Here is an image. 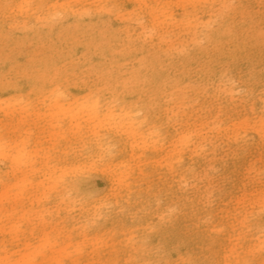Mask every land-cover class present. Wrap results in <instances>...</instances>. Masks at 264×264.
<instances>
[{"label":"rangeland","instance_id":"1","mask_svg":"<svg viewBox=\"0 0 264 264\" xmlns=\"http://www.w3.org/2000/svg\"><path fill=\"white\" fill-rule=\"evenodd\" d=\"M50 1L0 0L5 18L24 27L22 37L45 21ZM56 1L69 6L75 22L55 37L79 52L75 69L62 63L70 85L60 81L54 93L50 82L0 78V154L9 155L0 157V263L264 264V142L246 125L233 126L264 113V62L241 67L243 76L228 70L223 82L200 83L192 70L177 86L148 73L134 88L142 97L133 106L119 96L109 104L99 76L125 78L144 53L153 58L145 47L158 48L154 32L140 40L141 25L152 11L169 19L175 7L166 9L168 0ZM99 2L130 17L92 12ZM226 16L264 38V0H234ZM6 41L0 46L14 54L26 52L18 44L33 46ZM85 44L97 55L76 48ZM191 50L173 57L183 60ZM200 109L212 110L222 129L204 126L196 153L183 148L176 156L170 141ZM131 125L145 141L138 147ZM17 149L25 165L12 164Z\"/></svg>","mask_w":264,"mask_h":264},{"label":"bare ground","instance_id":"2","mask_svg":"<svg viewBox=\"0 0 264 264\" xmlns=\"http://www.w3.org/2000/svg\"><path fill=\"white\" fill-rule=\"evenodd\" d=\"M102 1H107L111 4L113 0ZM114 1L115 3L117 2V0ZM154 1L159 2L158 0ZM233 1L168 0L165 8L175 7L174 10H170L169 19H166V15H159L155 11L150 12L149 23L141 25L142 31L140 32L141 37L139 38L142 40L145 37L143 35L151 33L152 31L154 32L151 41L158 48L151 52L148 46L145 47V51L151 53L154 59L150 58L147 61L145 57L147 53H144V59L136 60L125 78L109 76L108 74L99 76L98 79L101 85V89L99 90L103 93L106 92L104 94L109 99V104L111 98L119 96L124 99V105L133 106L137 99L139 100L142 97L141 94L135 92L134 88L138 87L141 78L148 73L159 82L171 80L177 86L186 81L190 75L188 73L192 70H195L194 75L200 83L213 81L223 82L228 76V70L239 68L238 71L243 76L242 71L247 69L241 67H246V64L256 66L260 62H264V53L262 50V46L264 45L261 41L263 33L255 36L253 33H248L245 27L246 25H243L240 21L236 22L238 24L231 23L235 20L234 17H225L227 9L231 7ZM253 1L261 2V0ZM4 2L6 3L7 0H4ZM59 2L61 1L53 0L48 2L46 4L48 14L45 17V21L41 22L37 28L26 30L27 35L23 37L20 36V33L24 30V27L13 25L10 23L11 21L5 18L9 12H3L2 2H0V40L3 42L6 40L13 41L15 44L27 41V43L30 42L33 45V48H26L23 43L18 44L19 49L25 48L26 52L23 53V51H20L17 54H14L11 50H6L12 46L3 49L4 46L1 45L3 47L0 46V78L4 76L25 79L33 78L36 84L39 82V85H43L44 82H50V87H52L51 91L55 93L59 89L55 88L58 82H65L66 87L70 85L67 75L69 70L62 63L69 62V65L73 69L76 68L75 60L78 59L76 56H79L76 48L80 51L83 49L85 52H90L91 57L97 55L93 47L88 44L83 45L84 47H73L76 50H67L68 47L64 46L65 44L63 45L61 42H58L60 40L59 38V40H55V37L61 34L69 23H75L71 18L72 15L70 14L72 13L70 12L69 6L65 2L61 4ZM89 9L94 13L107 11V13L114 15L122 21L125 20V16L130 17V14L121 12V7L118 5L104 10L103 4L99 2L89 6ZM232 13H238V8L234 9ZM60 15H66V18L55 22L56 18ZM217 18H220V24L214 27ZM232 24L234 29L232 28ZM187 32L189 34L188 38H186ZM45 33L50 34L53 39L51 38L49 41H46ZM202 40L206 41V45H201ZM192 48L196 50L183 60H176L173 57V53L185 52ZM65 49L66 51H64ZM189 63H192L194 66H188ZM118 71H121L120 67H118ZM175 75L179 76L177 77ZM226 80H229V78ZM203 85L205 84L201 86ZM216 91L217 87H215L214 95H216ZM150 103L152 102H144L143 104ZM72 111L73 109L69 108L68 113H72ZM211 111L210 113L208 111L202 113V109H200L199 116L197 115L198 117L195 122L190 124V126L186 124L184 128L176 132L174 139L170 141L172 142V148L174 147L175 151H178L176 152V156H180V153L185 148L190 149L189 152L193 155L196 153L197 147L204 143V132H202L204 126L214 125L212 127L213 129L218 126L219 129L217 132H220L219 130L222 127L217 121L218 116L212 114ZM107 115L111 117L112 112H108ZM104 119L110 120L111 118L104 116ZM199 120L201 122L200 126L197 123ZM253 122L243 119L240 123H236L233 126L236 127L239 124L246 125L247 128H251L254 131L261 142H264V113L256 117ZM95 125L102 126L103 122L98 121ZM129 136L132 137L130 138L132 147H138L141 143L145 142L142 140L143 138L138 137L133 125L130 126ZM97 144L102 147L101 144ZM211 145H214V143ZM0 157L8 159L9 155L2 152ZM27 160L28 158L23 154V150L17 149V154L12 156L11 162L14 166H20L25 165ZM76 173H78V170ZM102 188L103 186L98 188V190ZM0 264H3V262Z\"/></svg>","mask_w":264,"mask_h":264}]
</instances>
